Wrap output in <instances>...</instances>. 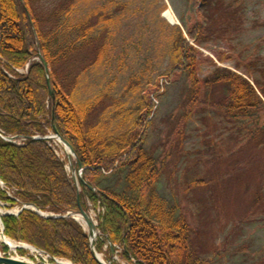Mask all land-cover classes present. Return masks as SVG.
<instances>
[{"label":"rangeland","instance_id":"1","mask_svg":"<svg viewBox=\"0 0 264 264\" xmlns=\"http://www.w3.org/2000/svg\"><path fill=\"white\" fill-rule=\"evenodd\" d=\"M7 1L0 0V12L7 10ZM60 1L33 0L43 27L50 25L46 20ZM205 1L84 0L79 4L77 18L93 12L90 17L96 26L93 43L60 64L57 77L76 102L95 106L88 113L87 123L101 122L104 133L113 139L133 128L138 111L146 104L145 97L152 98L160 91L145 142L150 155L158 160L167 158L156 185L157 203L163 202L168 210L178 208L176 216L188 219L189 242L199 264H264V147L259 143L263 130L256 129V118L243 123L230 118L224 109L204 103L212 98L223 99L227 90L222 86L208 93L203 89L194 103L193 115L184 122L183 115L192 100L191 84L185 74L169 78L180 31L198 50L199 77H205L216 66H225L246 78H257L264 85V0H209L204 4ZM227 7L238 12V16L217 17ZM167 10L174 14L176 23L166 18ZM212 14L217 20L212 21L211 27ZM232 22L231 27L228 24ZM198 23L209 29L204 33L206 39L195 42L188 30ZM35 59L47 63L44 57ZM28 70L27 64L20 68L18 76L25 77ZM249 70L253 77L249 76ZM45 72L53 94L55 80L49 76L48 65ZM7 74L16 75L11 71ZM71 118L75 120L73 115ZM13 137L18 142L27 138L6 136ZM32 137L53 140L57 153L67 158V169L80 196L83 166L76 164V158L53 130L45 136ZM127 172L125 169L120 175L104 178L102 185L114 190L124 188L126 181L121 175L126 176ZM25 205L10 206L0 197V255H18L39 264L53 263L50 254L34 249L32 244L5 234L14 244L31 245L15 249L1 239L5 213L19 214ZM88 205V213L97 224L95 250L101 260L106 264L109 260L113 264H131L122 255L120 243L113 244L111 249L105 240L101 250H97L96 240L104 236L99 212L89 200ZM71 216L89 235L90 228L79 211Z\"/></svg>","mask_w":264,"mask_h":264},{"label":"trees","instance_id":"2","mask_svg":"<svg viewBox=\"0 0 264 264\" xmlns=\"http://www.w3.org/2000/svg\"><path fill=\"white\" fill-rule=\"evenodd\" d=\"M83 1L57 3L46 20L50 24L48 28L42 26L33 0H9L7 10L0 12V133L27 137L18 142L0 136V197L10 206L32 204L49 215L42 216L32 208L16 215L5 213L2 218L5 234L57 258L77 264H99L93 256L87 231L69 215L79 211L80 205L77 186L67 169V158L57 153L52 139L32 138L53 130L54 111L57 129L72 144L84 168L79 183L80 203L89 210V200L101 218V236L104 237L97 238V250H101L106 240L111 245L120 243L122 255L131 264H199L189 242L188 219L183 215L177 217L178 208L168 210L155 198L156 185L167 158L158 160L150 155L145 142L157 110L156 98L161 92L154 93L152 98L148 93L133 128L113 139L104 133L101 122L87 123L88 113L95 106L76 102L72 92L58 80L57 67L76 52L91 46L94 40L96 26L90 18L93 12L77 18L79 4ZM206 2L209 0L204 4ZM231 15L236 18L238 12L227 7L217 17L230 18ZM209 20L212 27V21L217 20L215 14L210 15ZM208 29L204 23H198L188 32L195 42L203 41ZM178 34L176 61L169 78L185 74L191 84L192 100L183 115L184 122L193 115L194 103L203 89L208 93L222 86L227 90L223 99L212 98L204 103L224 109L230 118L243 123L256 118V129L263 130L259 143L264 147V85L261 80L246 78L225 66H216L205 77H199L198 50L188 43L182 32ZM36 57H44L48 63L49 76L55 80L53 94L43 61ZM27 64L28 74L18 76L20 68ZM236 67L239 70V65ZM10 71L17 76H9ZM249 76L253 77L251 70ZM125 169L126 176L121 175L126 181L124 188L114 190L102 185L104 178L120 175Z\"/></svg>","mask_w":264,"mask_h":264},{"label":"water","instance_id":"3","mask_svg":"<svg viewBox=\"0 0 264 264\" xmlns=\"http://www.w3.org/2000/svg\"><path fill=\"white\" fill-rule=\"evenodd\" d=\"M47 63L44 61V66L45 68L47 69ZM50 82V81H49ZM52 92V91H51ZM52 126H53V131H54V134L57 135V137L63 142V144L66 146V149H68L72 155L76 158L77 160V163H78V166L81 168L83 165L81 163V161H79V158H78V155L75 151V149L73 148L72 144L65 138L63 137L60 133H59V130L57 129L56 127V124H55V120H54V111H53V118H52ZM3 138H6L5 136H2ZM54 137V136H53ZM33 139H39V137H32ZM45 138H49L48 136H46ZM9 139V138H7ZM75 170V168H73ZM93 190H96L94 187H92ZM78 202H79V205H80V210H79V213L80 215H82V217L85 219V221L87 222L89 228H90V232H89V235H90V239H91V250H92V253L94 255V257L96 258V260L100 263V264H106L104 261L101 260V258L99 257V255L97 254V251L95 250V237H96V232H97V227L96 225L93 223L92 221V218L91 216L89 215L88 211L86 209H84L82 206H81V203H80V196H79V193H78ZM30 207H33L38 213L42 214L44 216V213L41 212L40 208L35 206V205H32V204H26L23 209H26V208H30ZM1 238H2V241L4 243H6L10 248H26V247H31V245L29 244H24V245H17V244H14L12 242H10L9 239H7V237L5 236V232H4V226L2 225V229H1ZM34 249L38 250V251H41L40 249L32 246ZM48 255V254H47ZM50 258L53 260V263H49V264H60V263H63V264H76L74 262H71V261H65V260H61V259H58L57 257H54V256H50ZM0 264H39L37 262H34L32 261L31 259L29 258H26V257H21V256H15V255H0ZM109 264H113L112 262H109Z\"/></svg>","mask_w":264,"mask_h":264},{"label":"bare ground","instance_id":"4","mask_svg":"<svg viewBox=\"0 0 264 264\" xmlns=\"http://www.w3.org/2000/svg\"><path fill=\"white\" fill-rule=\"evenodd\" d=\"M165 16L166 18L171 21V23H176L177 22V19L176 17L174 16V14L170 11V10H167L165 11ZM2 239V238H1ZM60 264H63V263H60Z\"/></svg>","mask_w":264,"mask_h":264}]
</instances>
